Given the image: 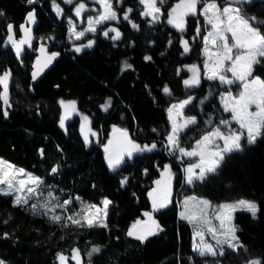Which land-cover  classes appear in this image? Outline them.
<instances>
[{"label": "trees", "instance_id": "trees-1", "mask_svg": "<svg viewBox=\"0 0 264 264\" xmlns=\"http://www.w3.org/2000/svg\"><path fill=\"white\" fill-rule=\"evenodd\" d=\"M36 1L0 0V74L8 68L15 74L13 109H3L0 100V157L42 178L62 201L78 196L94 204H101L105 198L111 203L107 223L89 227L86 223L54 221L16 203L11 194H0V259L8 264H59V253L72 255L78 248L84 260L94 264H246L253 259L264 264V129L253 143L243 140L239 151L227 154L216 172L193 186L180 188L181 167L175 156L166 153L170 132L167 109L172 100L194 96L186 114L197 116L200 124L182 135L185 144L208 130L212 119H206L214 116L215 123L223 114L218 99L223 87L218 81L200 75L199 84H184L194 75L192 66L202 70L207 28L199 10L204 0L197 4L196 13L183 17V30L167 22L169 7L176 0L168 1L161 21L143 17L140 0H114L120 20L101 25L97 33H88L83 41L94 39V47L80 54L71 48L67 18L80 3H97L80 0L71 5L55 0L62 10L58 15L53 0ZM217 1L221 7L233 2ZM236 5L246 16L256 17L252 23L264 33V24L258 23L264 21V0ZM32 9L40 19L41 40L58 53L35 84L29 69L36 53L26 55L25 69L17 63L9 41V35H20L19 24ZM93 12L96 10L88 7L84 14ZM126 13L128 19H124ZM9 24L13 26L11 33ZM111 29L119 31L118 39L112 38L116 33ZM252 76L264 81V58L252 66ZM61 99H76L80 114H90L100 135H109L113 126L122 127L131 132L137 145L156 147L135 152L119 168H109L99 139L91 146L85 143L79 117L62 129ZM109 100L110 106L102 107ZM168 164L176 175L178 196H205L214 210L240 197L257 201V215L247 210L235 213L240 245L236 251L227 248L223 256L198 255L193 247L195 225L180 218L178 197L154 212L159 225L154 235L144 242L128 235L132 225L153 210L149 193ZM53 167L56 173L51 171ZM125 178L127 182L122 184Z\"/></svg>", "mask_w": 264, "mask_h": 264}, {"label": "snow or ice", "instance_id": "snow-or-ice-1", "mask_svg": "<svg viewBox=\"0 0 264 264\" xmlns=\"http://www.w3.org/2000/svg\"><path fill=\"white\" fill-rule=\"evenodd\" d=\"M29 4L34 3V0H27ZM66 3H72V0H65ZM142 4L145 5V10L142 13L146 16H151L153 21L157 20L159 17L158 13H160V8L156 6L157 0H140ZM162 2V0H161ZM200 2V0H180V3L176 4L175 7L171 9L169 12L168 23L172 24L178 30H183L184 23L183 17L196 12V5ZM236 4H241L244 2L250 3L251 0H233ZM233 2H228L224 6H219L215 3V0H205L203 12L202 14L205 16L207 23L211 25L212 31L208 32L206 36L203 37L205 43V54L207 56V60L205 61V67L207 72L210 73L208 75V79L216 80L218 79L222 84H233L236 81L241 82L243 90L239 92L238 98L233 97L231 92L222 95L223 107L226 112H231L232 120L236 121L239 124L241 129H246V136L248 143H253L257 137L262 135V129H264V81H261L258 77L248 80V77L252 75V66L254 64L260 63V58H264V33L261 32L260 28L254 26L252 23L256 21V17H248L244 14L241 7H234ZM99 3L105 9L104 14L98 17L95 20H89V28L88 31H95L93 27L94 24H98L103 20L107 19H116V13L112 10L111 0H99ZM54 9L57 11L59 15L61 13V9L58 5L55 4V0H53ZM85 9V5L80 3L76 7V15L80 16L81 12ZM131 12V9L128 10ZM27 19L30 22H34V13L30 12L27 15ZM124 19H128L127 13L124 16ZM259 24H264V21H258ZM24 31L26 36L30 33V29L24 27V25L20 26ZM136 27V25H133ZM9 33L13 31V26L9 24L7 26ZM110 31H114L116 35L112 37L113 39H118L120 36L119 31L115 29H111ZM199 31V30H198ZM227 33H231V41L229 43V37L226 35ZM74 35L77 39L84 36V32H74ZM104 35H108V32H105ZM30 38V37H29ZM9 41L13 43V46L17 49V55L20 53V45L27 44L29 39H22L17 43L11 35H9ZM217 41L220 43L217 45ZM216 45L217 51L211 52L208 48L209 44ZM92 41L88 42V45H82L81 47H76V51H81L82 47H90ZM233 49H236V54L233 56ZM184 51H189L187 41L184 42ZM41 52H44L43 47L41 48ZM58 53H51V55L47 56V61L50 62L54 59ZM145 59H150V57H146ZM225 61H230L231 64L227 68H225ZM39 63V61H38ZM46 66V64L44 65ZM130 67V66H129ZM190 71L193 72V77L185 80L184 84L186 86H193L199 84V78L196 75L197 69L195 66L190 68ZM231 72L232 77L234 79H229L224 73ZM10 73L5 72L2 76H0V84L4 85V93L0 94V99H3L4 103H8L7 99V81ZM37 73H33V79H35ZM164 92L168 93L169 89L167 87L164 88ZM191 99V98H190ZM189 100H185L179 105H173L172 108L169 109V113L171 114L173 109H183L185 105H187ZM62 107L64 108V115L60 117V126L63 128L65 124V120L68 118L71 112H75V102H65L63 100L60 101ZM251 105H255L256 111L250 112L249 107ZM110 106V100L106 102L104 107ZM4 115L7 116V112H4ZM179 115V113H178ZM84 121H87V117H83ZM187 123H195V117L190 118ZM221 124L225 126H229L230 122L227 120H222ZM85 125H82V131H84ZM178 129L176 121L173 120L172 134L169 135L168 140L171 145L178 147ZM88 132H91V129H88ZM114 137L108 141V144L105 146L106 153V161L108 163L109 168L115 169L118 167L124 160L125 156L131 157L133 152H141V151H151L156 147L155 144L148 146H140L135 144L128 138V134L126 130L113 128ZM118 135H115L117 134ZM94 135V133H93ZM244 135L243 132L237 133L233 131H229L227 134L221 132L219 128L215 129V131L210 132L208 135H205L202 138V141L197 142V149H193L192 151H185L184 148L180 147L179 152L183 155L194 157H199V162L189 166L186 169L187 172V183H193L194 179H202L205 177L206 173H213L217 171L218 166L224 161L225 154L231 153L234 150L241 149V137ZM222 140L223 147L220 145H216L215 149L209 150L208 145L214 144L215 140ZM85 143L89 142V136L87 133L84 135ZM194 169H199V173H194ZM20 173H23V169L18 170ZM53 173L57 172V168L53 167L51 170ZM168 174V175H165ZM164 176L163 180H157V189H154L153 192L149 193V196L152 197L153 209L156 210L158 207L163 208L166 206V202L168 200V187H169V179L170 176V168L169 166H164ZM6 177H8L6 179ZM29 181L34 187L27 188L28 193L35 194L36 189L42 183L38 177H32L29 174ZM14 176L9 177L7 171H4L0 174V184H7L9 189L15 188V184L13 183ZM127 180H123L121 183H126ZM20 188H17V191H22L24 188L23 181H20ZM163 185V187H161ZM26 203L27 200L20 196L17 197V203L21 202ZM69 201H64V204H68ZM104 206L105 215L106 209L108 205L111 203L110 200L105 198L101 202ZM204 205H207V201L202 202ZM59 207H63L64 205H58ZM45 208L48 205H44ZM89 208H96L95 205H90ZM237 209H244L250 212L253 216L256 215L257 205L253 202H249L246 200H239L234 204H224L221 205L218 209V215L216 219L220 221V227L223 229V240H217V244H226L229 248L236 251L238 247H240L238 238L235 235L237 229L231 225V213ZM54 210V209H53ZM99 211V209H98ZM145 216H148L151 220L150 213H144ZM182 218L188 219L189 222L196 221L197 217L194 215L185 216L184 213H181ZM53 220L59 221L61 219L60 216L54 215L52 217ZM68 219L72 220L73 223L79 224L80 220L73 219L69 217ZM82 219L87 221V226H93L92 219H89L86 215L82 216ZM144 222L137 220L132 228L129 230V236H135L136 239L144 242L148 236L154 235L155 232L151 227L139 228L138 226L142 225ZM152 224L155 225L156 228H159V225H156L155 221H152ZM208 231L210 233L215 234L214 228H209ZM198 236L203 235L202 232H197ZM215 238V237H214ZM235 242V243H234ZM200 254L204 255L205 253L211 255H217V252L214 251L213 246L205 244L203 249H199ZM94 251H98V249H94ZM220 254H223L222 252ZM59 255V254H58ZM78 256V251L75 253ZM59 259L63 261L65 258L62 255H59ZM0 264H4L2 260H0ZM79 264V260L77 261ZM246 264H261L259 260H251L246 262Z\"/></svg>", "mask_w": 264, "mask_h": 264}, {"label": "rangeland", "instance_id": "rangeland-1", "mask_svg": "<svg viewBox=\"0 0 264 264\" xmlns=\"http://www.w3.org/2000/svg\"><path fill=\"white\" fill-rule=\"evenodd\" d=\"M65 1V0H64ZM80 0H72V3H68V4H73L77 3ZM93 1V0H92ZM97 6H92V5H88L86 3L83 2V4L85 5V11L86 9H88V7L95 9L96 12H93V14H86L84 15L83 21L82 22H78V18L76 17V15L72 17L67 18V22L69 24L68 27V33H69V41L71 42V44H77V43H82L81 41H83V39L86 37L87 33L90 34H94L97 33L99 27L101 25L106 24L107 22H118L120 20V16H119V11H118V6L116 5L114 0H111V6H112V10L116 13V19H107V20H103L102 22L98 23V24H94L93 27L95 28V31H88L87 29L89 28V20H95L98 17H100L102 14H104L105 9L103 8V6L101 5V3H99V0H97ZM169 0H157V4L156 6L160 8V13L156 14L158 15V19L156 21H161L164 17L165 14V6L168 4ZM94 2V1H93ZM205 2V0H204ZM204 2H202L200 4V10L199 13L204 17L205 22H206V32L204 33V36H206L208 34V32L212 31V27L210 24L207 23V20L205 18V16L202 14L203 12V7H204ZM209 2H211V0H209ZM180 3V0H176L170 7V11L173 7H175L176 4ZM215 3L217 5L220 6V4L218 3L217 0H215ZM78 6V5H77ZM76 6V7H77ZM234 7H240L239 5H236L233 3ZM76 7L73 8L74 13H76ZM145 10V5L143 4V10L141 11V15L143 17H149L152 19L151 16H146L143 15L142 13ZM168 10V9H167ZM198 11L197 9V5H196V12ZM83 12H81V16L83 15ZM195 12V13H196ZM245 14V13H244ZM169 16L167 17V22H168ZM79 23H81L79 25ZM84 32V36L80 37L79 39L76 38V36L74 35V32ZM263 33V32H262ZM229 37V43H232L231 41V33H227L226 34ZM203 36V37H204ZM89 39V38H88ZM204 41V39H203ZM220 42L217 41V45ZM208 48L211 52H216L217 51V46L216 45H212L211 43L208 45ZM204 49H205V43H204ZM236 54V49H233V56ZM207 60V56L205 54L204 51V60H203V64H202V70L199 69V71L197 70L196 75L198 76V78L200 77V75L203 78L208 79V75L210 73L207 72V69L205 67V61ZM231 62L230 61H225V68H227L228 66H230ZM229 79H234L232 77L231 72H226L224 73ZM254 76H249L248 80L251 81L252 79H254ZM257 78V77H256ZM261 81H263L260 77H258ZM211 80V79H208ZM216 81L219 82L220 85H222L223 89H221L219 95H218V99L220 102V105L222 106V111L223 114L219 115L217 118H215V123L212 122L214 116H211L209 119H206V121H208V130H206L203 134H201L198 138L192 139L190 140V142L188 144H185L182 140V135L186 134L187 132H189L193 127L197 126V124H200L199 122V118L197 116H193V115H188L186 114V108L189 106V104L193 101L194 96L190 95L186 98L183 99H178V100H172L168 106L167 109V113H168V118L170 121V132L167 135V141H166V153L168 155H172L175 156V159L177 161V164L181 167V173L183 175L182 178V186L180 188H182L184 185H189V186H193L196 182H199L201 180H204L209 174L211 173H206L205 177L202 179H194L193 183L189 184L187 183V172L186 169L199 162V157L198 156H194V157H189L186 155H183L179 152V148L182 147L185 149V151H192L193 149H197V142L198 141H202V138L205 135H208L210 132L215 131V129L219 128L221 130V132L227 134L229 131H233V132H243L244 135L241 137V141L240 143L242 144L243 140H247V136H246V129H241L239 124L236 123V121L232 120V114L231 112H226L224 110L223 107V101H222V95H225L228 92H231L233 97L238 98V94L240 91L243 90L242 88V84L239 81H236L233 84H222L218 79H216ZM191 98V99H190ZM190 102L185 105V107L183 109H173L171 114L169 113V109L172 108L173 105H179L180 103H182L185 100H189ZM65 102H75V108L76 111L75 112H71L70 115L68 116V118L65 120V124H64V128H68L67 124L69 122H72V120H74L76 117L78 118V127L81 130L83 136L85 135V133L88 134L89 136V142L88 145L91 146L97 139H99V143H102L103 148H105V146L108 144V135L104 134V135H100V133H98L95 128L91 125V122L93 124L94 120L92 117H90L89 113L83 114L79 112V106H78V101L76 99H72V100H66V99H61ZM60 100V101H61ZM59 101L60 104V109H61V116L64 115V108L62 107L61 103ZM249 111L250 112H255L256 111V107L255 105H251L249 107ZM179 113V115H178ZM60 116V117H61ZM83 117H87V121H84ZM195 117V123H187V121L192 118ZM173 120L176 121L177 127L179 130L178 132V147L171 145L169 143L168 137L170 134H172V127H173ZM222 120H227L230 122L229 126H225L223 124H221ZM200 121H202V118L200 117ZM82 125H85L84 131H82ZM116 126H113L112 128H115ZM88 129H91V132H88ZM129 132V131H128ZM94 133V135H93ZM107 137V138H106ZM106 138V139H105ZM105 142H107V144H105ZM141 147L144 146L143 144H139ZM216 145H220V147H223V141L222 140H215L214 144H209L208 148L209 150H213L215 149ZM240 150V149H239ZM239 150H234L235 151H239ZM232 153V152H231ZM226 153L225 157L227 156ZM134 155H132L131 157H133ZM223 163V162H222ZM221 163V164H222ZM220 164V165H221ZM167 166H169L170 168V176L168 177L169 179V187H168V200L166 202V206L170 205L174 199V197H178V202H179V216L180 218H182L181 213H184L185 216L188 215H194L195 217H197L196 221H193L191 223H193L195 225V229H194V237H193V247L194 250L196 251L197 254H200L199 249H203L204 245H211L214 248V251L217 252V255H213V256H223L225 250L227 248H229L226 244H217V240H223L225 237L223 235V229L220 227V221L216 219V216L218 215V209L214 210L211 207V201L210 199L206 198L205 196L202 195H198V194H190V195H179V190L177 191V184H176V175L175 172L172 168V166L170 164H168ZM219 168V166H218ZM217 168V170H218ZM19 169H23V173H20L18 170ZM112 169V168H111ZM4 171H7L9 174V177H13L14 176V180L13 183L15 184V188L9 189L7 184H0V194H4V195H12L15 202L17 203V197L20 196L22 198H25L27 200L26 203H24L23 201L20 204H23L25 206H28L29 208H31L33 211L39 212V213H43L45 215H47L49 218L52 219V217L54 215H58L61 217V219L59 221H70L72 222V220L68 219L69 217H72L73 219H77L80 220V223H86L87 221L82 219V216H87L89 219H92L93 224L95 225H105L107 223V214H108V207L106 209V215H105V210H104V206L103 204H94V203H90L87 201L82 200L80 197L76 196V197H72L70 200H64V201H69L68 204H64V201L60 200V198H58L55 195V192L53 189H51L50 186H48L47 184L44 183V181L42 180V178H40L39 176H37L36 174L21 168L15 164H13L12 162L1 158L0 157V174H2ZM216 172V171H215ZM162 173H164V168L161 172V175L159 176V178L157 180H163L164 176H162ZM194 173L198 174L199 173V169H194ZM214 173V172H213ZM29 174L32 177H38L39 180L42 182L39 187L36 189L35 194H30L27 191V188L29 187H34V185L31 184V182L29 181ZM168 175V174H165ZM8 177H6L7 179ZM20 181H23L24 183V188L22 191H17V188H20ZM163 186V185H161ZM157 184L156 182L154 183L153 186V190L157 189ZM109 200V199H108ZM239 200H246L249 202H253L257 205V212H258V203L255 200H251V199H247L244 197H240L228 202H224L221 205L224 204H234L236 202H238ZM75 201V203H74ZM203 201H207L208 204L204 205L202 202ZM48 205L47 208L44 207V205ZM63 204V207H59L58 205ZM90 205H95L96 208H89ZM220 205V206H221ZM219 206V207H220ZM54 209V210H53ZM99 209V211H98ZM152 209H153V203H152ZM238 210H244V209H237L234 212L231 213V225L235 227L234 224V220H235V213ZM147 213H150L151 215V220L149 219L148 216L144 215V219H142L141 221H145V220H149V221H155V223H157V219L154 216V209L153 210H149L146 211ZM256 212V215H257ZM184 219V218H183ZM53 220V219H52ZM188 220V219H185ZM56 221V220H54ZM209 228H214L215 234L213 235V233H210L208 231ZM202 232L203 235L198 236L197 232ZM236 237L238 238L237 232H235ZM215 237V238H214ZM239 240V238H238ZM235 243V242H234ZM78 251V256L75 255V253ZM223 254H220V253ZM59 255H62L65 259L63 261H61L59 259ZM58 255V263L59 264H77V261L79 260V264H94L91 261H85L83 255L81 254L80 250L78 248H75L72 252V255H66L64 253H59ZM205 255H211L208 253H205L202 256ZM1 260V259H0ZM217 263V262H216ZM4 264H8L5 263ZM215 264V263H214ZM217 264H225L222 261H218Z\"/></svg>", "mask_w": 264, "mask_h": 264}, {"label": "water", "instance_id": "water-1", "mask_svg": "<svg viewBox=\"0 0 264 264\" xmlns=\"http://www.w3.org/2000/svg\"><path fill=\"white\" fill-rule=\"evenodd\" d=\"M30 12H33L34 13V22H30L27 19V15ZM30 12H28L26 14L24 21L21 23V25H24V27L30 29V33L26 36V34L24 33V31L20 27V33H21L20 34V37L15 40L17 43H19V41H21L22 39H29V42L27 44L20 45V53H19V55H17V49H16V47L13 46V43H12V52L14 53V55L16 57V60L18 62H20L21 64H23L22 59L25 57V55L27 54V52L34 49V46H35L36 41H37V37H36L35 31L37 30V28L39 27V24H40L39 19L36 16L35 12L33 10L30 11ZM89 41H92V44H91L90 47H82L81 48V51H79V52H77L75 50L76 47H81L82 45H88V42ZM94 44H95L94 39H90L87 42H82V43L75 44L73 46V51L75 53H77V54H80L82 52L89 51V50L93 49ZM42 47L44 49V52H41V48ZM49 55H51V53H49L48 50H47V48H45L44 46H39L37 48V55H36L35 61H34L33 65H32V68H31V81L33 83L38 82L45 75V73L47 71V67H48V65L50 63V62L47 61V56H49ZM38 61H39V63H38ZM45 64H46V66H44ZM5 72L10 73V75L8 77V81H7V99H8V103L5 104L4 101H3V99H0V100H1V103H2V106H3V109L8 110V109H11L12 106H13V104H12V98H13V87L15 85V74H14V72H13V70L11 68H8L7 70L3 71L0 74V76H2ZM34 72L37 73V76H36L35 79H33V73ZM3 93H4V85L3 84H0V94H3ZM115 128L126 130V129L122 128V127H115ZM127 134H128V138L136 144L135 138L131 134V132H128L127 131ZM115 135H118V133L115 134ZM113 137H114V133H113V129H112L110 131L109 135H108V141L110 139H112ZM134 153L135 152H133V154ZM105 157H106V153H105ZM130 158L127 157V156H125L123 162L118 167H116V168L121 167ZM105 162L108 165V163L106 161V158H105ZM161 187H163V186H161ZM154 211L155 212H158L159 211V207L156 210H154ZM142 222H144V223L142 225L138 226L139 228L151 227L155 233L157 232V228L155 227V225L152 224V221L145 220V221H142ZM156 225H157V223H156Z\"/></svg>", "mask_w": 264, "mask_h": 264}, {"label": "flooded vegetation", "instance_id": "flooded-vegetation-1", "mask_svg": "<svg viewBox=\"0 0 264 264\" xmlns=\"http://www.w3.org/2000/svg\"><path fill=\"white\" fill-rule=\"evenodd\" d=\"M36 2H38V1H36V0H34V3H36ZM33 4V3H32ZM34 12H35V14H36V10L35 9H32ZM32 10H30V11H32ZM29 11V12H30ZM84 12H85V9L83 10ZM84 12H83V15L81 16H77L76 15V13H74V11H73V14L70 16V17H72L73 18V16L74 15H76V17L78 18V22H82L83 21V18H81V17H84V15H86V14H84ZM36 16H37V14H36ZM38 17V16H37ZM38 19H39V17H38ZM24 21V20H23ZM22 21V22H23ZM21 22V23H22ZM39 22H40V19H39ZM21 23L19 24V32H20V25H21ZM81 23H79V25H80ZM67 26L69 27V24L67 23ZM39 27H40V24H39ZM39 27L37 28V30L35 31V34H36V37H37V41H36V44H35V46H34V49L33 50H30V51H28L27 52V54L29 53V52H31V51H34L36 54H35V57H34V59H33V61L31 62V64H30V69H29V72H30V76H31V68H32V65H33V63H34V61H35V58H36V55H37V48L39 47V46H44L45 48H47V50H48V52L49 53H53L52 51H50L49 49H48V47L44 44V42L41 40V38H40V35H39V33H38V29H39ZM68 27H67V29H68ZM21 34V33H20ZM88 34V33H87ZM20 37V35L17 37V38H15V37H13V39L14 40H16V39H18ZM91 38H89V39H87V40H84V41H82V42H87L88 40H90ZM78 44V43H77ZM75 44H72V49H73V46H74ZM11 49H12V42H11ZM14 54V53H13ZM26 54V55H27ZM26 55H25V57H26ZM15 56V55H14ZM24 57V58H25ZM16 58V57H15ZM24 58L22 59V62H23V64H21L20 62H18L17 60V63L21 66V67H25V69H26V66H25V64H24ZM50 63H51V61H50ZM49 63V64H50ZM33 83V82H32ZM33 84H35V83H33ZM14 102H15V100H14V94H13V98H12V104H13V106H12V108L11 109H8V110H12L13 109V107H14ZM8 110H6V111H8ZM77 118V117H76ZM75 118V119H76ZM74 119V120H75ZM74 120H72V121H74ZM70 123V122H69ZM69 123L67 124V126H69ZM91 125L93 126V124H92V122H91ZM62 129H64V130H66V128H62Z\"/></svg>", "mask_w": 264, "mask_h": 264}, {"label": "crops", "instance_id": "crops-1", "mask_svg": "<svg viewBox=\"0 0 264 264\" xmlns=\"http://www.w3.org/2000/svg\"><path fill=\"white\" fill-rule=\"evenodd\" d=\"M92 1V0H91ZM94 2H98L97 0H93ZM256 78V77H255ZM190 195V194H189ZM110 205V204H109ZM168 206V205H167ZM167 206H165V207H163L162 209H164V208H166ZM220 208V207H219ZM160 209V208H159ZM218 211V210H217ZM218 220V219H217ZM238 242H239V240H238ZM199 255V254H198ZM253 260H257V259H253ZM218 263V262H217ZM217 263H215V264H217ZM225 264H227V263H225Z\"/></svg>", "mask_w": 264, "mask_h": 264}]
</instances>
